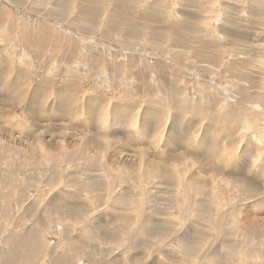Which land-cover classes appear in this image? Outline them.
<instances>
[{
  "label": "rangeland",
  "instance_id": "rangeland-1",
  "mask_svg": "<svg viewBox=\"0 0 264 264\" xmlns=\"http://www.w3.org/2000/svg\"><path fill=\"white\" fill-rule=\"evenodd\" d=\"M33 1L34 0H28V2L26 1V4H24L23 6L18 5L19 6V8H18L16 6L12 5L7 0H0V7L4 11L9 13L10 18L19 27V29H21V30L23 29L24 23L28 24V28L30 30L31 37H33V38L37 37L39 35V29L41 27H45L49 31V35L44 36V37L39 35L37 38L38 40L43 41V45H42L43 47L38 46V45H32V46L26 47L25 45H23L22 39H20L21 37L18 34L16 35L14 32L9 33L8 31H3L0 34V54H1L0 55V62H2V63H0V73H2L4 70L6 73L3 76V78L0 80V82H1L0 86H2V87H0V94L2 95V96L0 95V115H1V119H0V149L1 150H0V152L1 153H4V150L2 151L3 147L5 149H7V151H8V152L6 151L7 153H10L11 150H14V149L17 150V148L19 150H25L26 147H28V148H30V150H34L37 152L40 150L41 152H43V151L45 152V151H53L52 149H54V148L56 150L58 148L60 149V146L62 149L65 148L66 150H68L67 152H70V149L72 151V147H71L72 145L71 144H73L74 142H75V146L77 147L76 152L78 151L79 153L82 150L81 148H83V147L86 148V150L89 152L93 151V153H96L99 150V152H98V153H100L99 158L104 156V158L106 159V163L114 165L113 169H114V173H115V178L117 179V183L115 186H113L109 190V192L117 194L118 191L115 187L118 186L119 184H121L124 179H128V176L130 175V171L132 170V168H130V166L133 167V162L130 159V157H126V155H124V153L126 151H121L120 154L117 153L119 150H122V148H123V147H121L122 145H120V144H123V139H122L121 134L125 133L126 130L125 131L122 130L123 133L120 130H116V131L112 130V131H110L111 133L106 130V132L108 133V135H107L106 132H103V131H105V129H101L100 132L101 133L103 132V134L98 133L97 136L91 135L93 137H96L94 144H92L91 142H88L87 140L90 141V139L92 137L90 138V137H88V135H84L85 133H83V130H84V132H87V133L91 132V131L93 132V130L91 128H88V126H90L89 124L88 125L83 124V125H85L84 127H83V125H79V122H82L85 118L84 109H85V106H87V104H88V103H86L85 98H87L88 96L95 97L96 96L95 94H90L93 92V90L94 91L99 90L98 92L100 94L104 93V94H102L103 95L102 99H104V101H102V103H95V104L92 103V105L94 107L97 106V108H99V107H103L105 104H107L105 106L106 108L105 107H103V108L107 111V115L110 118V114H111L110 110H111L112 105L115 104L113 102L115 100V98L120 99V98L125 97L130 102V110H133L130 113L134 114L136 112L137 116H136L135 120H137L138 122H139V119L141 118L140 114L142 113V111L146 107L145 103H147V101L151 98H154V99L159 98L158 95H160V94H162V96L165 97V99L162 101L159 109L165 117L169 116L168 120H170L171 119L170 117H172L174 115V113H173L174 112L173 111V99L175 101H180V102L181 101L184 102L185 100H187V103L193 102V103H191L192 105L191 104L189 105L191 107H193L195 104L198 107H200L202 105L203 113H202L201 117L199 116V114H196L195 116H193V113L191 115L189 112L188 105H185L184 109L182 110V113L185 115L182 116V114H179V117H178L179 119L177 118L176 119V125L174 124L176 126L177 133H180L183 135L184 133L187 132L188 138L193 137V140L196 139L195 144H197L198 143L197 137L200 138L201 134L207 129L209 132L208 134L210 136L216 137V144L217 145H218V142L221 141V143H222L221 145L227 146V147L226 146H224V147L219 146L218 147L219 150H221V153L223 152L222 155H224L225 152L229 150L228 149L229 147L230 148L233 147V150H232L233 156L235 154H237V155H235L237 158L234 156V159L236 160V162H235L236 166L234 165L235 160L233 159V156L227 157L229 152H226L227 153V156L225 155L227 157L226 162L228 161V158L233 161V162L230 161L231 162L230 165H228L227 163H226L227 165L223 164V166L225 165L227 168V169L225 168L226 171H224V168H222V166L220 167L218 165L220 167L219 168L217 166L219 171L214 172L217 176L212 173V175H214L215 179L212 177V175H210L211 172H207V174H205V176L207 175L209 177L206 178L207 182H204V189L201 190L200 194L196 197L197 201L202 200V202L201 201H199V202L202 203L201 206H202V208H204L203 215L199 214V216L197 217L199 222L200 223L204 222L203 224L210 223L211 224L210 228H211V227L215 226V221L217 220L216 217L217 216L220 217V212H219L220 210L224 211V213H225L224 216L227 215V218H229L230 220H235L237 217L241 218L243 216L244 210L247 206L250 209V213L256 215L253 218H257L258 220H260L259 217L260 218L264 217V213H262L263 209L260 207L261 206V192L264 194V190H263V187H264V174H263L264 173V171H263L264 170V168H263L264 167V148H263V144H260L262 142L264 143V141H263L264 139H262V137H264V117H263L264 116L263 115L264 114V0H261V1L260 0H185L186 2L183 0H156V1L155 0H145L144 2L141 1V4H139L138 7L140 9V6H142L141 10L144 9V11L147 10V7H148V9H150L149 7H150L151 3L153 5H157L155 2L158 1L157 7L160 8V10H161L160 14L161 13L162 14L160 16L157 15L154 17V21L152 22V25L156 24V25L165 26L167 24L171 25L172 22H176L178 24H181V23H183L184 19L190 21L191 27L188 31H194V33L196 35L202 37L204 40H208L206 42L203 40H198V42H200V43H196L195 44L196 47L201 48V46H203V49L209 50V47H210L209 45H210V43L213 42V45L215 46V48L219 49L218 50L219 52L215 51L216 53L221 54V55L219 54V55L215 56V60H216L215 62H216V64H218L215 66H213L215 63L211 64L210 60H207L205 58H202L200 60L198 56H196V55L194 56L192 53V48H193L192 45H190V47H183V46H176V45L172 46L169 42H165V44H163L162 46H159L160 47L159 53H156L153 51L152 46L149 44L147 36L144 39H140V38H138V39L134 38V40L131 39V41H129V43H128L129 44L128 47H130V48H126V49L122 50L119 48L112 47L111 43L107 39L105 40V42L102 39V34L104 32L105 21H106L105 17L109 14V12H108L109 8L105 7V5H104V7H105L104 10L101 12V15L99 17V22L97 23L99 27L97 28V25H94V28H92V26H91L92 24L89 26L88 24H85L86 22L82 23L83 26L82 25L81 26H82V28L84 27L82 30H85L88 26L90 29L87 28L89 31L88 34L80 35V33L77 32V30H75L74 28L69 29L66 27L68 25V23L70 22V20H73L74 17H76L77 11H76V8L74 6H73V8L69 9L70 11L68 10V12L66 13L67 15L62 14L61 17H57V18H59V22H58L57 20L54 21L51 17H49V15L46 16V14L49 11H51V7H53V10L55 7H57V6L53 5V3H55V0H40V2L38 0L37 2H39L43 5V7H42L43 10H38V11L32 9V7L36 6V5L35 6L33 5ZM86 1H89V0H83V2H86ZM95 1L97 2L98 0H95ZM193 1H194V3H191ZM256 1H258V2H256ZM179 2L180 3L182 2L180 4V6H179ZM27 3H30V5ZM144 3H146V4L144 5ZM103 4H105V3H103ZM184 6H186V7H184ZM191 8H193V9H191ZM225 9L228 11H226ZM45 10L47 11L46 13H44ZM55 10H56V8H55ZM63 10L64 9H62V11ZM71 10L74 12H72ZM178 10H180V11L178 12ZM195 10H196V12L193 13ZM75 11H76V13H75ZM250 11H252V12H250ZM70 12H72V13H70ZM141 12H143V11L137 10L136 15H138V14L141 15ZM68 13H69V15H68ZM74 13H75V16H74ZM103 13L105 14L104 17H103ZM144 13H146V12H144ZM38 14H41V16H39ZM193 14H194V16H193ZM77 15H78V13H77ZM62 17H63V19H62ZM85 26H86V28H85ZM95 27L98 31L95 30ZM181 31L186 32L185 34H188L187 33L188 31H185V30H181ZM84 36L87 38H85ZM88 36H89V38H88ZM117 37L121 38L120 36H117ZM3 40H6V41H3ZM12 41H14V42L12 43ZM131 42H132V44H131ZM229 43H230V45H228ZM14 44H16V45H14ZM225 45H227V48H224L226 50L223 52L220 49H222ZM54 47H57V49H58L56 56H55V60H62L63 59L62 61H64L65 64H67L68 62L71 61L70 66H67V68L78 67L77 72L79 74H81L80 75L81 77L79 76L77 78H74V82H73V80H71L73 83L72 87L76 88V89H74L73 91H71L69 93L70 98H74V96H75L78 100H80L78 103L77 102L73 103L74 106L76 107V109H80V108L83 109L84 108L82 110L84 113H82V111H81V114L78 115V117L76 116V117L72 118L75 120V123L72 122L70 119L68 120L66 117H65V119L64 118L62 119L63 116L59 117L58 120H56V119H51V120L49 119L48 120V118H50V117L45 118V116H44L45 121L43 120V122H42V121L32 120L26 114L28 99H30V94L32 93V88L35 85H37V83H42L45 88L49 87V89H50L49 93L47 94L46 101H43V98H40L39 103H36V105H38V107H41V110L38 111L37 115L40 116L41 114L46 113L48 108H50V107L54 108L55 106L60 105L59 103H56V91L58 90L59 86L63 84L62 81L65 80L66 78H69V77L66 75L59 76V72H57V71L55 72L54 69H51L45 63V61H47V60L54 62V57H53L54 54L52 53ZM131 47H132V49H131ZM77 48H79V52H78L79 54L75 55L74 58H72L71 57L72 54L70 53V51L73 49H77ZM41 49H43V50H41ZM65 50H66V53L64 52ZM96 52H100V54H98L101 56L100 62H99V65H98L96 70L95 69L91 70L90 67L88 66V62H87L88 55H92L91 53L95 54ZM107 52L109 54H111L112 52L113 53L117 52L119 54L125 55L123 58L124 69L122 72L123 74L120 75V80L115 78V76L113 74H109L108 72H106L107 59H108V53ZM127 52L131 55H134L135 59H136V57H138L137 60H139V58H140V60L138 61L139 63H137L139 65H137L134 68V70L132 71L133 73H131V74L128 73L129 55ZM84 54H85V57H83ZM173 57H178V58L175 61V60H172ZM179 58H180V61H179ZM26 59L30 63L35 62L36 63L34 66L35 68H33V66L31 64L26 63ZM109 60H112V58L109 57ZM158 60L163 61L167 65L166 67L168 70V74L165 73L163 75V77L168 81L167 83L159 82L157 76H155L153 74L154 70H153L152 66L154 65V61H158ZM141 61H143V62L140 63ZM202 63H203V65H202ZM206 64H208V65L211 64L213 66L212 69H214L215 71L218 67L219 71L217 69V72H215L214 70L211 69V67H210L211 65L210 66L207 65V67H206ZM42 66H44V67H42ZM60 67L63 70L65 68L64 65H61ZM190 67H192V68L190 69ZM202 68H204V69L202 70ZM205 68L209 72V74L204 73ZM224 70L226 71V73L228 72L232 76H230L228 73L227 74L230 77L227 76V74L225 73ZM137 71H138L139 76H140L139 79L137 78V74H135V73H137ZM48 72H50V73H48ZM146 72L149 73V74L147 73L149 76L146 75ZM208 72H206V73H208ZM132 74H134V75H132ZM219 74H222V75H219ZM239 74H243L244 76L243 75L241 76ZM110 75L113 77H110ZM102 76H104V77H102ZM106 76L108 79L105 78ZM219 76H221L220 78L222 79L220 81L218 80ZM15 77H18V81L23 77L24 82L27 84V88L25 89V92L23 91L21 93V90H22V89H20L21 87H17L15 90V93H16L15 96L18 94H21L22 97L24 96V99L26 98L22 103L20 101L16 102L10 98L8 99L5 97L6 86L11 85V81L14 80ZM155 77L157 80L155 79ZM224 77H226V78H224ZM223 78L225 80H223ZM106 79L108 81H106ZM143 80H146L148 83L146 81H143ZM170 80H172L175 85H173ZM110 81L112 82L111 84H110ZM140 81H141V83H140ZM223 81H226V82L223 83ZM168 83H170V84L168 85ZM234 83H236V84H234ZM141 84H143L145 87H143V85L141 86ZM75 85H76V87H75ZM146 85H148L149 87ZM172 86L175 87L176 89L178 88L177 90L179 91V93L181 92L180 97L177 96L175 94V92L172 93V91H173ZM121 87H123L122 89L124 91H122L120 89ZM135 87H137V88L139 87L138 89H141V92L139 91L138 95H134V93H133L136 90ZM127 88H128L129 92L131 91L130 93L128 91H125ZM155 88H158L159 92H154ZM2 89H4V90H2ZM149 89H151V91H148ZM179 89H181V90H179ZM230 89H232V91ZM101 90H103V91H101ZM119 90H120V93H118ZM28 91H30L31 93ZM146 91H147V93H146ZM230 91L232 94L230 93ZM169 93H170V95H169ZM236 93H238V94H236ZM69 94H68V98H69ZM113 94L115 95V97H112ZM153 94H154V97H153ZM173 94H175V98L170 99L173 97ZM211 94H212V96H211ZM49 95H50V97H49ZM104 96L107 97V103H106ZM147 97H149V98H147ZM239 97H240V99H239ZM177 98H178V100H177ZM180 98H182V100H179ZM212 99H214L213 102H212ZM136 101H140V102L137 104ZM235 101H236V103L242 102V104H241L242 106L239 107L235 103ZM1 102H3V103H1ZM243 102H246V103L244 104ZM11 103H13V104L11 105ZM36 105H35V107H36ZM259 106H261L262 108L260 109ZM211 110H213V112ZM228 110L232 112V114H230V115H232V119L228 120V123L226 122L227 123L226 124L224 121L226 119V117H222L221 114H225L226 111H228ZM243 111H245L246 113ZM66 112L67 111H65V113ZM132 114H131V116H133ZM39 116H38V118H39ZM40 117H43V116H40ZM95 117H96V120L99 119L98 115H95ZM238 119H240L241 122ZM247 120H248V122H247ZM35 121L37 123H40V127L38 128L39 132L34 131L37 129L33 128V126H32L33 122H35ZM61 121H62V123H60ZM70 121H71V123H70ZM162 121H164V120H162ZM255 121H256V123H255ZM178 122H180V123L178 124ZM48 123H50V124H48ZM45 124L48 125V126L46 125L47 128H46V126H44ZM60 124L61 125L63 124L62 125L63 127H60L61 126ZM54 125H58V127L56 128V127H54ZM255 126H258V127L255 128ZM260 126H261V128H260ZM124 127H125V129L127 128L126 126H124ZM43 128L44 129L46 128L49 131L53 130V131H50L51 134L54 133L53 137H48L47 135H50V133L47 134L46 129H45V131H46L45 132L43 130ZM90 129H91V131H90ZM58 130L59 131L62 130L61 134L63 131L65 132V135L63 133L64 136L62 137V140L59 136H57V135H61L60 133H58ZM75 130H78L80 133H78V131L76 132ZM167 130H169V126H167L166 129L165 128L160 129V128L155 127L154 125L153 126L149 125V126L144 127V132H145L146 137L151 138L152 142L157 144L156 149H150L151 152H149L148 154L151 155L152 152L160 154L161 159H162L161 161H163V162L170 161L172 159L173 155L179 156V153L183 149L179 145H175V144H174L175 148H172L171 146H170L171 149L169 147L165 148L164 132L165 131L168 132ZM72 131L74 134L72 133ZM74 131L76 132V135H75ZM33 133H37L36 136H39V134H41V135L44 134V135L43 136L40 135L39 136L40 139H38V138L30 136L31 134L35 135ZM104 133L107 136V137H104L105 138L104 141L108 142V140H110L112 145L110 142H108V143H105V145H106L105 146L103 144V142L100 141L101 140L100 136L105 135ZM112 133H113V136L111 137ZM77 134H78V136H77ZM80 134L82 136H80ZM109 134H110V136H109ZM66 135L72 136L73 138L75 137L78 139V141L79 140H83V141L82 142H76L77 140L72 141L73 140V138H72L71 141H67V143H66L65 140L63 141V139L65 137H67ZM157 135L161 136L162 138L158 139ZM12 136L13 137L15 136V137L13 138ZM79 136H80V138H79ZM256 136H257V139L254 138ZM18 137H21V138H18ZM81 137L83 139H81ZM108 137H111V138L109 139ZM260 137L262 139V140L260 139L262 142H259ZM42 138H44V139H42ZM53 138H56V141H55V139L53 140ZM85 138H87V140ZM88 138H90V139H88ZM115 138L118 140H116ZM48 139H50V140L52 139L53 143H50V142L47 143ZM93 139L94 138H92L91 140H93ZM254 139H256V140H254ZM97 140H98V142H97ZM115 140H116V142H115ZM117 141L118 142L120 141V144H118ZM255 141H257V142H255ZM21 142H23V143H21ZM33 142H34V144H33ZM89 143H91L92 145H89ZM96 143H98V144H96ZM99 144H100V146H99ZM256 144H258L259 146H257ZM58 145H60V146H58ZM68 145H70V146H68ZM94 145H96V149H95L96 152L93 149ZM253 145H255V147L256 146L258 147V151H257V147L255 148ZM216 146L214 147V149L217 148ZM261 146H262V149H260L261 151H259V148ZM56 147H58V148H56ZM90 147H92V148H90ZM234 147H235V149H238L237 150L238 152L235 151ZM239 148H240V150H239ZM90 149H91V151H90ZM66 150H64V151L66 152ZM233 151H235L234 152L235 154L233 153ZM184 154L190 155V157L192 156V154H190V150ZM246 155H249L251 163L255 164V167L254 166L250 167L251 172H249V174L246 173V169H245V167H243L244 164L242 165V163H244V160H245L244 156H246ZM202 156L206 157V154L205 155L203 154ZM229 156H231V155H229ZM191 159L192 158H188V156H186L185 161L183 159L184 162H182L183 164L180 165L182 171L184 169L183 174H181L182 173L181 171L179 172V175H181L180 179H182V180L187 179L190 172L191 173L195 172L196 168L201 165L200 164L201 162L199 163V161L197 162V161H194L193 159L192 160ZM16 162L20 163L21 159L20 158L17 159ZM239 162H241V163L239 164ZM99 163L102 166L105 163V161L103 160V161H100ZM191 164L192 165L194 164V166H192ZM204 165H205V163H204ZM232 165H233V167L230 168L229 166H232ZM241 165H242V167H241ZM186 167H188V168H186ZM234 167L240 168V172H238L237 169H234ZM258 167H260V168H258ZM201 168L204 169L205 167L203 165H201ZM229 168L232 170L231 172H230ZM255 168H256V170H254ZM71 169H72V167H71ZM177 169H178V167H177ZM244 169H245V171H244L245 173L242 172ZM72 170H75V169H72ZM187 170H188V172H187L188 174L185 175V172ZM222 171H224V172H222ZM252 172L256 177L252 176V177H254V178H252V185L247 189L246 195H245L244 194V192H245L244 191L245 190L244 184L245 183L244 182L242 183L236 179H233V176L238 174L237 178L241 177V179H243L244 176H247V178H250ZM257 172H258V174H257ZM24 173H31L32 174L33 171H31L29 168L25 169L23 171H17L15 176L17 178H20V177H22V174H24ZM233 173H235V174H233ZM75 174L77 175L76 176V181H77L76 183L78 184V186L75 187L74 191L70 192V196L68 197V199L66 201V205L68 207L72 208L73 210L88 209V208L95 209L98 205V202L96 201V199L94 197V192L90 191L86 186L80 185V179L83 177L84 171L79 169V170L75 171ZM176 174H177V172H176ZM224 175H225V177H224ZM248 175H249V177H248ZM1 176L3 177V173L1 174ZM215 176L219 177L218 180ZM221 176H223L222 178L229 179L230 181L227 180L228 182L226 184V181H225L226 179L222 180ZM82 180H83V178L81 179V181ZM104 180H105V178L103 179V181ZM128 180L134 181L131 179H128ZM224 181H225V183H223ZM237 182H239L240 184ZM128 183L130 185V182H128ZM215 183H216V185H215ZM228 183H230L229 184L230 186L228 185ZM21 184H23V183L20 181L19 185H21ZM42 184H44V183L43 182L38 183L36 181L35 182L30 181V182H27V184L25 183V185L27 186V188L24 187L25 189L23 191V193H26V194H24L25 196L30 195V198H39L41 196V198H43V199H41V198L38 199L39 203L37 204V207H39V210L37 212L32 211L31 216H28V217L26 215L22 216L23 214L21 215V217H19L20 215L14 212V211H16L17 207L19 209L21 207V205H23L22 201H20V200L15 201L14 200V196L18 197L16 194L13 193V195H11V197H6V196L0 197V225H2V226H0V264H2V262L5 261L4 259H7L10 255H12L10 253V251L14 246L13 241H12L13 238H15L16 240H18V239L23 240L26 237L27 238L31 237L30 235H33L32 238L34 239V240H32V242H30V243H32L31 245H33L34 242L36 243V244H34L33 248H31L32 252L29 249L25 251V250H21V249L17 248L18 249L17 251H22V253L16 252L17 259H16V257L14 259H11L10 260L11 262L9 264H12V263L13 264H38V262L41 261L42 256L44 258L45 257H48V258H45L44 260H42L40 262V264L41 263H43V264H54L55 263L54 260H56L58 258L62 259V261H64L63 262L64 264H107V263L108 264H136V260H133L132 258H130L129 255H131L135 252H138V255H139V252H141L143 254H148L151 252L155 253V251L162 249V246L169 243L168 242L169 241L168 235L164 234V233H159L161 231V228L163 227V225L166 223L164 219H170L171 221L180 222L182 219L187 218V216L188 217H190V216L196 217V215H197L193 211L191 212L188 210L189 208L186 207L185 202L186 203H189V202L185 197L177 196V198H176L170 192H165L163 190H162L163 192L160 191V195L159 194L158 195H152L154 190L150 186H146L147 188L145 187V189H143L144 192L141 191V196H140L141 204L143 203L142 207L138 206V204H137V206L131 204V208L122 207V209L120 210V215L123 214L122 216L125 217L126 219H128L129 220L128 222H130L128 229H125L123 232L120 233L121 234L120 241L109 242V243L105 244V242H107L106 241L107 239L104 236L105 231L106 230L108 231L109 229H112V230H118L119 229V226L114 221L112 215H104L103 214V215L97 216V215H95L94 210H93L91 213H89L88 216L85 217V219L93 220L94 224L93 223L90 224L86 221H81L83 224H80L77 227V225L73 221L72 217H69L65 213V211L59 210L61 212L60 213L59 211H57L58 209H55V208L51 209L50 206L47 205V201L44 200V196L41 195L42 190L46 188L45 184L44 185H42ZM231 184L233 186V189H235L236 194L234 191L232 192ZM238 184H239V187L236 188V186H238ZM41 185L44 186L45 188L42 187ZM212 185H215V187ZM226 185H228L229 187H227ZM234 185H236V186H234ZM12 186H14V185L10 184V188ZM28 186H29V188H28ZM208 186H210V187H208ZM220 186L221 187L223 186V187L221 188ZM225 186L228 189H226ZM148 187H150V189ZM213 187H214V189H217L218 191L214 190ZM57 188H58V186L56 185L54 187V189H57ZM174 188H176V186ZM229 188L231 189V192L229 191L230 190ZM68 189H70L69 186L67 187V190ZM211 189H213L212 190L213 192L215 191L214 194H212ZM238 189H240V190H238ZM3 190H4V188L1 187L0 196H2L1 194H2ZM145 191L147 193H145ZM250 191H252V192H250ZM131 192H133V189ZM216 192L221 193L220 197H218L217 204L213 203V201H212L213 198L217 197ZM241 192H242V194H241ZM191 194L192 193L189 192V195H191ZM202 195H204V198L202 197ZM222 195H224V197H222ZM247 195H249V198L247 197ZM234 196L235 197L237 196V197L235 198ZM145 197H147V198L145 199ZM251 197H256L257 199L251 200L250 199ZM7 199H8V201H7ZM144 200L146 201V203ZM179 202L181 204H179ZM182 202H183V204H182ZM246 202L247 203L249 202V203L246 206L245 205L243 206V204H245ZM189 204L191 206L193 205L191 203H189ZM146 205H147V207H146ZM196 205H198V204H196ZM196 205L194 204V206L191 207L192 210L194 209V207L197 209L201 208L200 206L196 207ZM42 206L44 208L46 207V209H44ZM254 208H257V209H254ZM217 209H219V210H217ZM47 211H49L50 213ZM150 213H155V215L157 217L156 220L159 221L157 224L154 223V225H156V227H157L158 232L153 233L149 237L151 242H149L148 238H147L146 243L144 245H140L141 241H143V239L145 238V237H143V234L139 233L138 237H136L135 239H131V234L135 228V222L137 221V219H139V217H140L141 218L140 221H143V219L146 217V214H147V216H149ZM259 213H260V215H259ZM64 214H66V215H64ZM129 214H130V216H129ZM65 216H67L68 218ZM25 217L27 219H25ZM10 222H12L13 224ZM31 227H33V228H31ZM91 227H93V228H91ZM95 227H96V229H95ZM131 227H132V229L130 230ZM73 229H74V232H73ZM88 229H90V230H88ZM75 231H76V233H75ZM227 233L229 234V236L231 234L230 238H229ZM34 234L36 235L35 237H34ZM9 235H11L12 237ZM111 237H113V238H111V241H112L114 239L115 235H112ZM231 237L233 239H231ZM4 240H6L8 242L6 243V241H4ZM209 240H211V244L206 243L205 245H203V247H200L197 250V255H199V258H204L206 261H210L209 254L211 256V255H213L212 252L215 251V249L210 250V247H211V245H213L214 241L216 240L218 243H220V244L222 243L224 248L226 249L225 250L223 248L221 251L222 256L225 257V259H226V261L224 263H221V264H257L258 263V255H257V251L259 250V248L257 247L258 241L253 245V243L256 241V240L255 241L253 240L254 242L251 243V246H253V247H251V249H249L250 248L249 243H247L246 241H243L241 236L239 237L238 234L234 233L233 229L229 232L227 227L225 226V227H222L220 229L213 230V236L211 238H209ZM83 245H84V247H83ZM35 247L37 249H35ZM103 247H108V248L110 247L109 249H111V251L113 250L112 252L110 251L113 257L108 255L109 256V258H108V256L105 255V252L101 253V254L97 253L98 250L103 248ZM128 248L129 249L131 248L130 251H132L129 254L126 253ZM54 250H56V251L53 252ZM208 250H210V251H208ZM14 251H16L15 248H14ZM23 251L25 253H28V251H29L32 254L33 261H30L29 263H24L23 260L25 259V256H23V253H24ZM102 251H104V250H102ZM116 251L118 254L116 253ZM199 251H201V252H199ZM51 252H53V253H51ZM113 252L115 253V256H114ZM33 253H35V254H33ZM39 253H40V256H39ZM175 254H177L176 250H174V252H173V255H175ZM18 255H20L21 257L20 256L18 257ZM33 255L35 257H37V256L38 257L34 259ZM50 255L52 256L51 258H50ZM180 255H181V253L179 252L178 256H180ZM183 256H184L183 261H185L186 255H183ZM201 256H205V257H201ZM263 256H264L263 254L259 255L260 259ZM32 257L30 259H32ZM187 257L190 258V255H188ZM51 260H53V263ZM20 261H22V262H20ZM130 261H132V262H130ZM259 263L264 264V257L261 261H259ZM181 264H185V263H181Z\"/></svg>",
  "mask_w": 264,
  "mask_h": 264
},
{
  "label": "bare ground",
  "instance_id": "bare-ground-1",
  "mask_svg": "<svg viewBox=\"0 0 264 264\" xmlns=\"http://www.w3.org/2000/svg\"><path fill=\"white\" fill-rule=\"evenodd\" d=\"M7 1H9L12 5H14V6L18 7V8H19L18 5L23 6L24 4H26V1L28 2V0H7ZM37 1L38 0H34L33 1V5L34 6L36 5V6L35 7H32L31 6L32 9L37 10V11L38 10H43L42 9L43 5L41 3H39L40 0H39V2H37ZM141 1L144 2L145 0H98L97 2L95 0H89V1H86V2H83V0H55V3H53V5L54 6H57V7H55L56 10H55V8L53 10V7H51V11H49L46 14V16L49 15V17H51L54 21L57 20L59 22V18H57V17H61L62 14L67 15L66 13L68 12V10L71 9V8H73V6H74L76 8V11H77L78 15H77V13L75 11L76 17H74L75 16V13H74V16H73L74 19L73 20H70L69 19L70 22L68 23V25L66 27L69 28V29L74 28L75 30H77V32L80 33V35H82V34L83 35H86V34L89 33V31H88L87 28H89V26L91 24H92L91 25L92 28H94V25H97V28L99 27L97 23L99 22V17L101 15V12L104 10L105 7H108L109 8V11H108L109 14L105 17V20L106 21H105L104 32L102 34V39H103L104 42L107 39L111 43L112 47L119 48V49H122V50L123 49H126V48H130V47H128V45H129L128 43H129V41H131V39H133V40H134V38L135 39L136 38L137 39L138 38L144 39L147 36V39L149 41V44L152 46L153 51L156 52V53H159V51H160V47L159 46H162L163 44H165V42H169L172 46L176 45V46L190 47V45H192L193 46L192 53H193L194 56L195 55L198 56L200 60L202 58H205L207 60H210L211 61V64H214L215 63L213 66L218 65L215 62L216 61L215 60V56L216 55H219L220 53H216L215 51H218L219 49L215 48V46L213 45V42L210 43L209 50L203 49V46H201V48L196 47L195 44L196 43H200V42H198V40H203L205 42L208 41V40H204L202 37L196 35L194 33V31H188L190 29V27H191V22L190 21L184 19L183 20V23H181V24H178L176 22H172L171 25H168V24L165 25L164 24L165 26H163V25H156V24L155 25H152V22L154 21V17L157 16V15L160 16L162 14V13L160 14V11H161L160 8L157 7L158 1L155 2L157 5H153L152 3H151V5L149 4L150 5V7H149L150 9H148V7H147V10L146 11H144V9L141 10V7L142 6H140V9H139L138 6H139V4H141ZM183 1H185V0H183ZM256 2H258V1H256ZM30 3H27V4L30 5ZM103 3H105V4H103ZM181 3L179 2V6H180ZM191 3H194V1L191 2ZM145 4L146 3H144V5ZM104 5H105V7H104ZM184 7H186V6H184ZM62 9H64V10L62 11ZM191 9H193V8H191ZM46 10H45L44 13L47 12ZM137 10L143 11V12H141V15L140 14L136 15ZM179 11L180 10H178V12ZM226 11H228V10H226ZM72 12H74V11H72ZM72 12H70V13H72ZM144 12H146V13H144ZM195 12H196V10L193 13H195ZM250 12H252V11H250ZM38 15L41 16V14H38ZM68 15H69V13H68ZM104 16H105V14L103 13V17ZM193 16H194V14H193ZM63 17H62V19H63ZM82 23L88 24L89 26L87 25L88 26L87 28L85 26L86 29L85 30H82L84 28V27L82 28V26H83ZM95 30H97L96 27H95ZM181 30L188 31L187 32L188 34H185L186 32H182ZM3 31H8L9 33H13L14 32L16 35L18 34L21 37L20 39H22L23 45H25L26 47L32 46V45L42 46L43 45V41L42 40H38L37 39L38 36L40 35V36L44 37V36L49 35V31L45 27H41L39 29V35L37 37H34V38L31 37L30 30L28 28V24L27 23H24V26H23V29L22 30L19 29V27L10 18L9 13L6 12V11H4L0 7V34ZM89 36H88V38H89ZM117 36H120L121 38H119ZM85 38H87V37H85ZM3 41H6V40H3ZM13 42L14 41H12V43ZM131 44H132V42H131ZM14 45H16V44H14ZM228 45H230V43ZM224 48H227V45H225L220 50H222L224 52L226 50ZM131 49H132V47H131ZM41 50H43V49H41ZM57 50H58L57 47H54L53 48V52L52 53L54 54L53 55L54 62H51L50 60H47V61H45V63L48 65V67H50L51 69H54L55 72L56 71L59 72V76L66 75V76L69 77V78H66L65 80L62 81L63 84L59 86V88H58L57 91L55 90L56 91V103H59L60 105H57L54 108L53 107L48 108V110H47L46 113H43V114L40 115V116H43V117H40L39 115H37L38 114V111L41 110V107H38V105H36V103H39V99L40 98H43V101H46L47 94L49 93V90H50L49 87L45 88L42 83H37V85H35L32 88V93L30 91H28L31 94H30V99H28V105H27V109H26V114L32 120H37V121H42V122L44 120V116H45V118L50 117V118H48V120L49 119L50 120L51 119L58 120L59 117H62L63 116L62 119L63 118L65 119V117H66L68 120L70 119L72 122L75 123V120L72 119V118H74L76 116L78 117V115L81 114V111L84 108L83 109H81V108L80 109H76V107L74 106L73 103H76V102L78 103L80 100H78L75 96H74V98H70V94L69 93L71 91H73L74 89H76V88H73L72 87V84L73 83H72L71 80H73V82H74V78L79 77L81 74H79L77 72V68L78 67H76V68L75 67H73V68H70V67L67 68V66H70V62L71 61L68 62L67 64H65V62L62 61L63 59L62 60H55V56H56ZM64 52L66 53V50ZM78 52H79V48L71 50L70 51V53L72 54L71 57L74 58L75 55H78L79 54ZM113 52L111 54H109L107 52L108 53V59H107L106 72H108L109 74H113L115 76V78H117V79L120 80V75L123 74L122 73L123 72V69H124V67H123V58H124L125 55L119 54L117 52L116 53H113ZM96 53L95 54L91 53L92 55H88L87 54L88 55L87 62H88V66L90 67L91 70H93V69L96 70L97 67H98V65H99V62H100V57L101 56L98 55V54H100V52H96ZM128 55H129V61H128L129 70H128V73L131 74V73H133L132 71L134 70V68L137 65H139L137 63H139L138 61L140 60V58H139V60H137L138 57H136V59H135L134 55H131L129 53H128ZM83 57H85V54L83 55ZM109 57H111L112 60H109ZM177 58L178 57H173L172 60H175L176 61ZM179 61H180V58H179ZM142 62L143 61H141L140 63H142ZM0 63H2V62H0ZM26 63L31 64L33 66V68H35L34 67L35 64H36L35 62H31L30 63L26 59ZM61 65H64L65 66L64 70L60 67ZM202 65H203V63H202ZM207 65L208 64H206V67H207ZM210 65H208V66H210ZM166 66L167 65L163 61H160V60L154 61V65L152 66V68L154 70L153 74L155 76H157L159 82H163V83H167L168 82L163 77V75L165 73L168 74V70H167V67ZM213 66L212 65L210 66L211 69H212ZM42 67H44V66H42ZM191 68L192 67H190V69ZM203 69L204 68H202V70ZM217 69H218V67H217ZM217 69H216V71L214 69H212V70H214L215 72H217ZM218 71H219V69H218ZM148 72H146V75L149 74ZM206 72H208V71L205 68V72L204 73L205 74H209V72L208 73H206ZM48 73H50V72H48ZM225 73H226V71H225ZM5 74H6L5 73V70L2 73H0V80L3 78V76ZM135 74H137V78L139 79L140 76H139L138 71ZM222 74H219V75H222ZM228 74H227V76L230 75V74L229 75ZM132 75H134V74H132ZM239 75L242 76L243 74H239ZM107 76L105 78H107ZM230 76H232V75H230ZM102 77H104V76H102ZM110 77H113V76L110 75ZM220 77L221 76H219V78L217 77L219 81L222 80ZM224 78H226V77H224ZM224 78H223V80H225ZM107 79H106V81H108ZM155 79H156V77H155ZM143 81H146V80H143ZM170 81H171V83L173 85H175L172 80H170ZM225 82L226 81H223V83H225ZM111 83L112 82L110 81V84ZM140 83H141V81H140ZM169 84L170 83H168V85ZM234 84H236V83H234ZM142 85L143 84H141V86ZM146 86H148V85H146ZM0 87H2V86H0ZM17 87H21L20 88V89H22L21 90V93L23 91L25 92V89L27 88V84L24 82L23 77L19 81H18V77H15V79L11 81V85L6 86L5 97L8 98V99L10 98V99H12L13 101H16V102H19L20 101L22 103L26 98L24 99V96L22 97L21 94H18V95L15 96V94H16L15 93V90H16ZM75 87H76V85H75ZM143 87H145V86L143 85ZM122 88L123 87H121L120 89L122 91H124ZM138 88L135 87L136 90H135V92H133L134 95H138L139 91L141 92V89H138ZM172 88H173L172 93L175 92V94L180 97V93L181 92L179 93V91L177 90L178 88L176 89L173 86H172ZM2 90H4V89H2ZM179 90H181V89H179ZM230 90L232 91V89H230ZM98 91H96V90L94 91L93 90V92L90 93V94H95L96 95L95 97L88 96L87 98H85L86 103H88L87 106H85V109H84V111H85V118H84V120L82 122H79L78 121L79 122V125H83V124H85V125H88L89 124L90 125V126H88V128H91L93 130V132L90 129L91 132H88L87 133V132H84V130H83V133H85L84 135H88V137H90V138L91 137L94 138L93 140H91L92 138L91 139L88 138V139H90V141L87 140V138H85L88 142H91L92 144H94L96 137H93L91 135H96L97 136L98 133H101L100 132L101 129H105V131L102 130L103 132H106V130L109 131V132L112 131V130H115V131L116 130H120L121 132H122V130H124V131L126 130V132H125L126 134L123 133V132H122L123 134H121L122 135V139H123V144H120V141L119 142L117 141V143L120 144V145H122L121 147H123L122 150H119L117 153L120 154L121 151H126L124 153V155H126V157H130V159L132 160L133 167L129 165L130 168H132V170L130 171V175L128 176V179H131V180H134V181H130L128 179H124L121 184H119L118 186L115 187L117 189L118 193L117 194L110 193L109 190L113 186H115L116 183H117V179L115 178V173H114V169H113L114 165L113 164L106 163V159L104 158V156H102V157L99 158L100 153H98L99 150L96 152V150H95L96 149V145H94L93 149L95 150V152L97 154L96 153H93V151L92 152L87 151L86 148H84L81 144L80 145L83 147V148H81L82 150L80 151V153L78 151L76 152V148L77 147L75 146V142L73 144H71L72 145L71 146L72 147V151L70 149V152H67L68 150H66L65 148L62 149L60 145H58V146H60V149L58 147H56V148H58L57 150L54 148V149H52L53 151H45V152L44 151L41 152L40 150H39L40 152L39 151L37 152V151H34V150H30V148H28V147L25 146L26 147L25 150H19L17 148V150L14 149V150H11L10 153H7L8 152L7 149H5L3 147L2 148V151L4 150V153H1L0 152V189L2 187V188H4V190L2 191V194H1L2 196H0V197H3V196L11 197V195H13V193L18 196V197H15L14 196V200L15 201L16 200L22 201L23 205H21V207L19 209L17 207L16 211H14V212L17 213V214H19L20 215L19 217H21L22 214H23L22 216H25L26 215L28 217V216H31V212L32 211L37 212L39 210V207H37V204L39 203L38 202V199L41 198V196L39 198H30V195L25 196L24 194H26V193H23V191L25 189L24 187L27 188V186L25 185V183L27 184V182H30V181H32V182H35L36 181L38 183L43 182L45 184L46 188L44 186H42L44 184L41 185L42 187L45 188V189L42 188L43 190H42V194L41 195L44 196V200L47 201V205L50 206L51 209L55 208V209H58L57 211H59V210L65 211V213L69 217H72V219L76 223L77 227H78V225L83 224L81 221H86V222H88L90 224H92V223L94 224V221L93 220H91V219H85V217L88 216L89 213H91L93 210H94L95 215H97V216H100V215H103V214L104 215H112L114 221L118 224L119 229L118 230L109 229L108 231L107 230L105 231L104 236L107 239V240L105 239L107 241V242H105V244L106 243H109V242H118V241H120V236H121L120 233L123 232L125 229H128V226L130 225V222H128L129 220L126 219L125 217H123L122 216L123 214L120 215V210L122 209V207H129V208H131V204L136 205V206L138 204V206L142 207V204L143 203L141 204V198H140L141 191H143V189H145L146 186H150L154 190V192H153L152 195H158V194L160 195V191L163 190L165 192H170L176 198H177V196H183V197H185L188 200L189 203L193 204L191 206L189 203H186L184 201L185 204H186V207L189 208L188 209L189 211H191V212L193 211L197 215H196V217H193V216L188 217L187 216V218H184V219L181 218L182 220L180 222L171 221L170 219H164L166 223L163 225V227L161 228V231L159 233L167 234L168 235V239H169V241H168L169 243H167L164 246H162V249H160L158 251H155V253H152L151 252V253H148V254H143V253L139 252V255H138V252H135V253L129 255L130 258H132L133 260H136V264H171V263L172 264H181V263H185V264H221V263H224L226 261V259H225V257L222 256V253H221V251L224 248V246H223L222 243L220 244L216 240L214 241L213 245H211V247H210V250L215 249V251L212 252L213 255L210 256V254H209L210 261H206L204 258H199V255H197V250L200 247H203V245H205L206 243L211 244V240H209V238H211L213 236V230L220 229V228L225 227V226L227 227V229H228L229 232L233 229V231H234L235 234H238L239 237L241 236V238L243 239V241H246L247 243H249V245H250L249 246L250 247L249 249H251V247H253V246H251V243H253L256 240L253 243V245H254L258 241L257 247L259 248V250L258 249H257L258 251L256 250L257 251V255H258V263L257 264H260L259 261H261L263 259V257H264V256L261 257V259L259 257V255H261V254L264 255V217L263 218L262 217L261 218L259 217L260 220H258L257 218H253L256 215L250 213V209L247 206L245 208V210H244L243 216L241 218H238L237 217L235 220H230L229 218H227V215L224 216V214H225L224 211L220 210L219 211L220 212V217H218V216L216 217L217 220L215 221V226H213L211 228H210V226H211L210 223L203 224L204 223L203 221H202L203 223H200L199 220H198V218H197L199 216V214H202L203 215V213H204V208H202V206H201L202 203L199 202V201L202 202V200L197 201L196 197L200 194V191L204 189V182H207L206 181V178L209 177L207 175L205 176V174H207V172H211L210 175H212V173L215 174L214 173L215 171H219V169H218L219 166L220 167L222 166V168H224V171H226L227 168H226L225 165H224L225 166L224 167L223 164H226L227 163L228 165H230L231 162H233L229 158H228V161L226 162L227 157H232L233 156V154H232L233 147H231V148L229 147L228 148L229 150L227 149L228 151L225 150L226 152H229L228 156H227V153L225 151H224L225 154L222 155L223 152L221 153V150H219V148H218L219 146H223V145H221L222 144L221 141L218 142V145H217L216 144V137L210 136L208 134L209 132H208L207 129L201 134V137L200 138L197 137V140H198V143L197 144H195L196 139L193 140V137L188 138L187 132L184 133L183 135L180 134V133H177L176 126H175L176 125V119L179 117V114H182V116L185 115V114L182 113V110L184 109V106L185 105H188L189 112H190L191 115H192V113H193V116H195L196 114H199V116L201 117L202 116V113H203V107H202V105L200 107H198L195 104L193 107H191L189 105L191 103H193V102L187 103V100H185L184 102L183 101H181V102L180 101H175L173 99V98H175V94H173V97L170 98V99H173V111H174L173 113H174V115L172 117H170L171 118L170 120H168V117L169 116L165 117L162 114V112L160 111V109H159L160 106H161V103L165 99V97L162 96V94H160V95L157 94L159 96V98H155V99L154 98H151L148 101L146 100L147 101V103H145V106L146 107L144 108V110L140 114L141 118L139 119V122H138L137 120H135V118L137 116L136 115V112L134 114L130 113L133 110H130V102L125 97L124 98H120V99L115 98V100L113 101L115 104L112 105L111 110H110L111 111L110 118L107 115V111L103 108L107 104H105L103 107H99V108H97V106L94 107L92 105V103H94V104L95 103H102V101H104V99H102V97H103L102 94H104V93L100 94ZM101 91H103V90H101ZM125 91H128V88ZM148 91H151V89H149ZM231 91H230V93H231ZM154 92H159V89L158 88H155V91ZM118 93H120V90L118 91ZM146 93H147V91H146ZM68 94H69V98H68ZM236 94H238V93H236ZM169 95H170V93H169ZM211 96H212V94H211ZM49 97H50V95H49ZM112 97H115V95L113 94ZM153 97H154V94H153ZM104 98H105L106 103H107V97L104 96ZM147 98H149V97H147ZM239 99H240V97H239ZM177 100H178V98H177ZM179 100H182V98H180ZM213 100L214 99H212V102H213ZM139 102L140 101H136L137 104ZM1 103H3V102H1ZM235 103H236V101H235ZM243 103L245 104L246 102H243ZM12 104L13 103H11V105ZM236 104L239 107L242 106L241 105L242 102L241 103L240 102L239 103L237 102ZM35 105H36V107H35ZM259 107H260V109L262 108L261 106H259ZM65 111H67V112L65 113ZM211 111L213 112V110H211ZM243 112H245V111H243ZM82 113H84V112L82 111ZM131 114L133 116H131ZM230 114H232V112L229 111V110L226 111L225 114H221L222 117H226V119L224 120L225 123L226 122L228 123V120L232 119V115H230ZM95 115H98L99 116V119L98 120H96ZM38 116H39V118H38ZM0 119H1V115H0ZM162 120H164V121H162ZM238 120L240 121V119H238ZM71 121H70V123H71ZM247 122H248V120H247ZM60 123H62V121ZM179 123L180 122H178V124ZM255 123H256V121H255ZM48 124H50V123H48ZM46 125L47 124H45L44 126H46ZM58 125H54V127L57 128ZM62 125L60 127H63ZM85 125H83V127ZM149 125H151V126L154 125L155 127L160 128V129H164V128L166 129L167 126H169V130H167L168 132H166V131H165L166 133L164 132V136H165V148H168V147L170 148V146L172 148H175V145H179L181 148H183L182 151L179 153V156L178 155H173V157H172V159L170 161L163 162V161H161L162 159H161L160 154H157L155 152H152L151 155L148 154L149 152H151L150 149H156V147H157V144L153 143L152 140H151V138H147L146 135H145L144 127L149 126ZM32 126H33V128L37 129V130H34V131L37 132L38 131V128L40 127V123H37L35 121V122H33ZM47 126H46V128H47ZM124 126H126L127 128L125 129ZM258 126H255V128L258 127ZM260 128H261V126H260ZM45 129L43 128L44 131H45ZM46 131H47V134L50 133V135H47L48 137H53L54 133L51 134V132H50V131H53V130H50L49 131V130L46 129ZM61 131L58 130V133L61 134ZM75 131L77 132L78 130H75ZM76 132H75V135H76ZM103 132L101 134H103ZM63 133L65 135V132L64 131L62 132L61 135H57V136H59L61 138V140H62V137L64 136ZM72 133H73V131H72ZM78 133H80V132L78 131ZM33 134H35V135H32L31 134L30 136L40 139L39 136L41 134H39V136H36L37 133H33ZM43 135H41V136H43ZM107 135H108V133H107ZM77 136H78V134H77ZM80 136H82V135L80 134ZM80 136H79V138H80ZM109 136H110V134H109ZM112 136H113V133H112L111 137ZM157 136H158V139L159 138H162L159 135H157ZM104 137H107L106 134L100 136V138H101L100 141L103 142L104 145H105V143H108V142L111 143L110 140H108V142H105L104 141V139H105ZM111 137H108V138L110 139ZM18 138H21V137H18ZM72 138H73L72 136H67V137H65L63 139V141L65 140L66 143H67V141H71ZM254 138L257 139V136L254 137ZM42 139H44V138H42ZM54 139L56 141V138H53V140ZM81 139H83V138L81 137ZM256 139H254V140H256ZM260 139H261V137L259 138V140ZM262 139H264V137H262ZM53 140L52 139L51 140L48 139L47 140V143L48 142L53 143ZM74 140H77L76 142H82L83 141V140H79L78 141V139L75 138V137L73 138L72 141H74ZM116 140H118V139H116ZM116 140H115V142H116ZM261 140L259 142H262ZM97 142H98V140H97ZM255 142H257V141H255ZM21 143H23V142H21ZM91 143H89V145H92ZM33 144H34V142H33ZM96 144H98V143H96ZM260 144H263V148H264V143L262 142ZM111 145H112V143H111ZM256 145L259 146L258 144H256ZM68 146H70V145H68ZM99 146H100V144H99ZM215 146L217 147L216 149H214ZM224 146H226V145H224ZM253 146L255 147V145H253ZM90 148H92V147H90ZM234 149H235V147H234ZM260 149H262V146L259 148V151H261ZM64 150H66V152ZM189 150H190V154H192L191 157H190V155H185L184 154V153H187ZM237 150L238 149H235V151H237ZM239 150H240V148H239ZM90 151H91V149H90ZM235 151H233V153ZM257 151H258V147H257ZM203 154L204 155L206 154V157L205 156H202ZM229 155H231V156H229ZM235 155H237V154H235ZM186 156H188V158H192L194 161H197V162L199 161V163L201 162L200 164L203 165L205 168L202 169L201 168V165L198 166L196 168V171L195 172H192V173L190 172V174L188 175L187 179L182 180V179H180V176L181 175H179V172L181 171L182 172L181 174H183L184 169L182 171L180 165L183 164L182 162L185 161ZM234 156H233V159H234ZM244 157H245V160H244V163H242V165L244 164L243 167H245L246 173L249 174V172H251L250 167L251 166H254L255 167V164L251 163L250 156L249 155H246ZM19 158L21 159V162L20 163H17L16 160L19 159ZM183 159H184V161H183ZM103 160L105 161V163L101 166V164L99 162L100 161H103ZM235 162H236V160L234 161V165L236 164ZM204 163H205V165H204ZM240 163L241 162H239V164ZM194 164L193 165L191 164V165L194 166ZM242 165H241V167H242ZM71 167H72V169H75V170H72ZM177 167H178V169H177ZM229 167L232 168L233 165L232 166H229ZM28 168L31 171H33L32 174L31 173H24V174H22V177H20V178H17L15 176V174H16L17 171H23V170L28 169ZM186 168H188V167H186ZM258 168H260V167H258ZM79 169L84 171V174H83V177H82L83 178L82 181H81L82 178L80 177L81 178L80 179V185L86 186L90 191L94 192V197H95L96 201L98 202V205H97V207L95 209L88 208V209H76V210H73L72 208H70V207H68L66 205V201H67L68 197L70 196V192L71 191H74L75 190V187L78 186V184L76 183L77 182L76 181V176L77 175L75 174V171L76 170H79ZM234 169H237L238 172H240V168H238V167L235 168L234 167ZM245 169L242 172H244ZM254 170H256V168ZM224 171H222V172H224ZM231 171L232 170L230 169V172ZM176 172H177V174H176ZM187 172H188V170L185 172V175L188 174ZM2 173H3V177L1 176ZM233 174H235V173H233ZM257 174H258V172H257ZM237 175L238 174L234 175L233 176V179H236V180H238V181H240L242 183L243 182L245 183L244 184L245 185V190H244L245 192H244V194L246 195L247 189L252 185V178H254L252 176H255V175L252 172L250 178H247V176H244L243 179H241V177L240 178H237ZM212 177L214 178V175H212ZM222 177L223 176H221V178ZM224 177H225V175H224ZM248 177H249V175H248ZM104 178H105V180L103 181ZM216 178L218 180L219 177H216ZM223 179L225 180L226 178H222V180ZM227 180L230 181L229 179H226L225 180L226 181V184L228 182ZM20 181L23 184L19 185ZM225 181L223 183H225ZM128 182H130V185H129ZM237 183H239V182H237ZM10 184L11 185H14V186H12L10 188ZM229 184L230 183H228V185ZM232 184H231V186H232ZM239 184H238V186H236V185H234V186H236V188H238L239 187ZM56 185L58 186V188L57 189H54V187ZM215 185H216V183H215ZM215 185H212V186L215 187ZM228 185H226V186L229 187L230 185L229 186ZM68 186L70 187V189L67 190V187ZM175 186H176V188H174ZM226 186H225V188H226ZM150 187H148V188L150 189ZM208 187H210V186H208ZM214 187H213V189H214ZM28 188H29V186H28ZM132 189H133V192H131ZM213 189H211V191ZM226 189H228V188H226ZM214 190H217V189H214ZM238 190H240V189H238ZM263 190H264V187H263ZM229 191L231 192V189ZM233 191L235 192V189H233V186H232V192ZM189 192H191L192 194L189 195ZM214 192L212 191V194H214ZM250 192H252V191H250ZM145 193H147V192L145 191ZM216 194H217V197L213 198L212 201H213V203H216L217 204L218 197H220L221 193L220 192H216ZM235 194H236V192H235ZM241 194H242V192H241ZM202 197L204 198V195H202ZM222 197H224V195H222ZM247 197L249 198V195H247ZM146 198L147 197H145V199ZM41 199H43V198H41ZM250 199L251 200H256L257 198L256 197H251ZM7 201H8V199H7ZM145 203H146V201H145ZM248 203L246 202L245 204H243V206L244 205L246 206ZM179 204H181V203L179 202ZM182 204H183V202H182ZM194 204L195 205L198 204V205H196V207L200 206L201 208L197 209V208L194 207V209L192 210L191 207H193ZM146 207H147V205H146ZM260 207L263 209L262 210V213H264V194L262 192H261V206ZM44 209H46V207ZM254 209H257V208H254ZM217 210H219V209H217ZM47 212H49V211H47ZM66 214H64V215H66ZM259 215H260V213H259ZM129 216H130V214H129ZM65 217H67V216H65ZM156 218L157 217H156L155 213H150L149 216H147V214H146V217L143 219V221H140L141 218L139 217V219H137V221L135 222V228H134V230H133V232L131 234V239H135L136 237H138L139 233H142L143 234V237H145V238L143 239V241H141L140 245H144L146 243L147 238H148V241L151 242V240H150L149 237L153 233H157L158 232L156 225H154V223L157 224L159 222V221L156 220ZM25 219H27V218L25 217ZM10 223H12V222H10ZM0 226H2V225H0ZM31 228H33V227H31ZM91 228H93V227H91ZM95 229H96V227H95ZM131 229H132V227L130 228V230ZM88 230H90V229H88ZM73 232H74V229H73ZM75 233H76V231H75ZM112 235H115V237L111 241V238H113V237H111ZM9 236H11V235H9ZM30 236L31 237H29V238L26 237L23 240L22 239L16 240L15 238H13L12 241H13V245L15 247L13 246V248L10 251V253L12 255L9 254L10 256L7 259H4L5 261L2 262V264H9L11 262L10 260L11 259H14L17 256L16 252L22 253V251H17L18 250L17 248H19L21 250H25V251L29 249L31 251V248H33L34 244H36V243L34 242L33 245H31L32 243H30V242H32V240H34V239L32 238L33 235H30ZM35 236L36 235L34 234V237ZM228 236H229V234H228ZM230 236H231V234H230ZM230 236H229V238H230ZM232 237H231V239H233ZM6 240H4V241H6ZM7 242L8 241H6V243ZM83 247H84V245H83ZM14 248H15L16 251H14ZM107 248L108 247H103V248L99 249L97 253L101 254V253H104L105 252V255L112 256L111 252L113 250L111 251V249H109L110 247L108 249ZM35 249H37V248L35 247ZM56 250H54L53 252H55ZM102 250H104V251H102ZM130 250H131V248L130 249L128 248L127 252L126 251L125 252L127 254H129L130 252H132ZM174 250L177 251V254H175V255H173ZM210 250H208V251H210ZM53 252H51V253H53ZM179 252L181 253L180 256H178V253ZM199 252H201V251H199ZM116 253H117V251H116ZM33 254H35V253H33ZM183 255H186L185 256V261H183L184 260V256ZM188 255H190V258L187 257ZM19 256L20 255H18V257ZM23 256H25V259L23 260L24 263H29L30 261H33L32 254L29 251H28V253H25L24 252L23 253ZM39 256H40V253H39ZM109 256H108V258H109ZM114 256H115V253H114ZM31 257H32V259H30ZM37 257L34 256V259L37 258ZM51 257L52 256L50 255V258ZM201 257H205V256H201ZM45 258H48V257H45ZM45 258L42 256L41 261L44 260ZM16 259H17V257H16ZM51 261L53 263V260H51ZM54 261H55L54 264H64L63 263L64 261H62V259H60V258H58V259H56ZM20 262H22V261H20ZM40 262H38V264H40ZM130 262H132V261H130ZM41 264H43V263H41Z\"/></svg>",
  "mask_w": 264,
  "mask_h": 264
}]
</instances>
